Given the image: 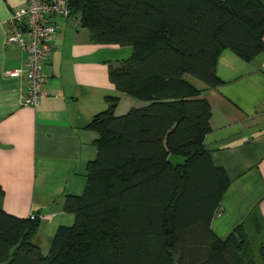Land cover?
<instances>
[{
    "label": "trees",
    "instance_id": "16d2710c",
    "mask_svg": "<svg viewBox=\"0 0 264 264\" xmlns=\"http://www.w3.org/2000/svg\"><path fill=\"white\" fill-rule=\"evenodd\" d=\"M65 1L91 43L131 50L107 78L145 105L114 116L108 99L85 126L95 158L81 193L63 196L73 222L45 256L32 243L37 216L0 207V264H264V243L253 249L241 227L222 239L209 229L228 180L202 146L210 111L187 80L215 88L221 50L246 62L263 50L264 0Z\"/></svg>",
    "mask_w": 264,
    "mask_h": 264
},
{
    "label": "crops",
    "instance_id": "0c3cea01",
    "mask_svg": "<svg viewBox=\"0 0 264 264\" xmlns=\"http://www.w3.org/2000/svg\"><path fill=\"white\" fill-rule=\"evenodd\" d=\"M19 6L20 0H0V207L17 218L37 216L32 243L45 256L56 229L73 222L61 210L63 196L81 193L86 164L95 158L96 134L85 126L108 99L117 101L114 113L120 102L128 110L145 104L128 101L107 78V64L127 58L128 47L91 43L85 29L54 18L41 69L46 96L36 108L20 105L25 82L5 76L23 69L25 61L23 52L6 43L9 14ZM262 44L248 62L221 50L215 88L187 78L201 89L210 111L202 146L228 180L209 229L222 239L241 227L253 249L264 243V35Z\"/></svg>",
    "mask_w": 264,
    "mask_h": 264
},
{
    "label": "built area",
    "instance_id": "2783aa9c",
    "mask_svg": "<svg viewBox=\"0 0 264 264\" xmlns=\"http://www.w3.org/2000/svg\"><path fill=\"white\" fill-rule=\"evenodd\" d=\"M21 6L13 8L7 21L6 43L25 54L23 69L5 72L8 78H22L25 91L20 105L36 108L45 98V77L42 66L49 54V44L56 31L52 19L69 21L72 27L78 24L71 17L65 0H20Z\"/></svg>",
    "mask_w": 264,
    "mask_h": 264
},
{
    "label": "rangeland",
    "instance_id": "374dc122",
    "mask_svg": "<svg viewBox=\"0 0 264 264\" xmlns=\"http://www.w3.org/2000/svg\"><path fill=\"white\" fill-rule=\"evenodd\" d=\"M124 49H127V48H124ZM127 51H129V54L131 53V50L130 49L127 50ZM126 97H127L126 99H128V101H133L132 100L133 98H131L129 96H126ZM126 103L125 102L124 103H121V102L119 103L118 110H120V111L115 110L114 116L122 115V114H124L128 110V109H125L126 108ZM122 109L123 110H126V111H122ZM170 160L173 161V162H181V159L180 158H177V157H171ZM257 262H258V260H257Z\"/></svg>",
    "mask_w": 264,
    "mask_h": 264
}]
</instances>
